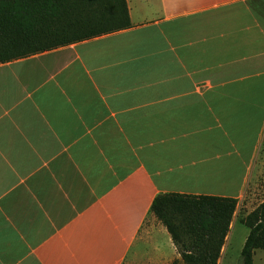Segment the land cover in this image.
<instances>
[{
	"label": "crops",
	"instance_id": "obj_1",
	"mask_svg": "<svg viewBox=\"0 0 264 264\" xmlns=\"http://www.w3.org/2000/svg\"><path fill=\"white\" fill-rule=\"evenodd\" d=\"M125 1L0 63V264H181L157 195L264 197V0Z\"/></svg>",
	"mask_w": 264,
	"mask_h": 264
},
{
	"label": "trees",
	"instance_id": "obj_2",
	"mask_svg": "<svg viewBox=\"0 0 264 264\" xmlns=\"http://www.w3.org/2000/svg\"><path fill=\"white\" fill-rule=\"evenodd\" d=\"M129 27L125 0H0V63ZM236 208L232 198L159 194L150 212L184 264H217ZM241 223L249 232L240 264H254V251L264 250V201Z\"/></svg>",
	"mask_w": 264,
	"mask_h": 264
},
{
	"label": "rangeland",
	"instance_id": "obj_3",
	"mask_svg": "<svg viewBox=\"0 0 264 264\" xmlns=\"http://www.w3.org/2000/svg\"><path fill=\"white\" fill-rule=\"evenodd\" d=\"M263 198L256 197L254 198L253 204L255 210ZM251 211H246L243 207H240V210L235 213L234 222L229 230V235L222 247L220 256L217 260V264H240V251L245 241V238L249 232L248 228L241 223L242 219L246 217ZM176 251L178 255L180 254L181 249L176 246ZM180 257V256H179ZM181 264H184L183 261L178 260ZM253 263L254 264H264V250H255L253 253Z\"/></svg>",
	"mask_w": 264,
	"mask_h": 264
}]
</instances>
